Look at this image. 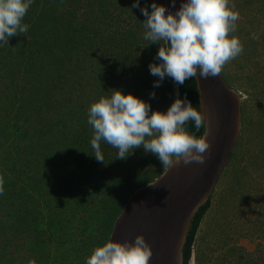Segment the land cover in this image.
Here are the masks:
<instances>
[{
  "label": "rangeland",
  "instance_id": "rangeland-1",
  "mask_svg": "<svg viewBox=\"0 0 264 264\" xmlns=\"http://www.w3.org/2000/svg\"><path fill=\"white\" fill-rule=\"evenodd\" d=\"M132 2L34 0L26 36L0 47V264H85L130 196L166 169L142 147L121 160L102 143L104 163L91 155V103L120 89L165 111L176 95L170 78L153 88L159 45L143 39ZM229 6L243 52L221 75L241 96V128L189 264H264V0Z\"/></svg>",
  "mask_w": 264,
  "mask_h": 264
},
{
  "label": "clouds",
  "instance_id": "clouds-1",
  "mask_svg": "<svg viewBox=\"0 0 264 264\" xmlns=\"http://www.w3.org/2000/svg\"><path fill=\"white\" fill-rule=\"evenodd\" d=\"M33 2L0 0V47L9 44L13 36H26L29 26L22 21ZM132 8H138L144 17L143 39L159 45L157 62L148 65L150 74L157 77L153 88L165 78L182 86L197 76H219L225 64L243 52L240 40L230 35L236 31L240 16L229 6V0H183L174 13L156 0L147 6L133 0ZM155 95L149 92L152 99ZM87 117L93 130L91 155L100 163H104L102 143L117 149L116 158L121 160L142 147L164 168L180 160L203 164L210 148L206 135L195 134L205 126L201 112L186 96H179L178 88L165 111L152 109L132 93L113 89L109 97L90 104ZM190 122L195 132L186 129ZM150 255V246L143 235L137 234L132 242L106 240L93 248L85 264H149Z\"/></svg>",
  "mask_w": 264,
  "mask_h": 264
},
{
  "label": "water",
  "instance_id": "water-1",
  "mask_svg": "<svg viewBox=\"0 0 264 264\" xmlns=\"http://www.w3.org/2000/svg\"><path fill=\"white\" fill-rule=\"evenodd\" d=\"M175 12L183 0H163ZM201 114L205 121L202 137L210 145L203 164L174 162L136 190L115 219L109 239L132 242L143 235L151 249L149 264H183L182 247L191 221L210 197L220 173L228 164L241 128V96L230 88L221 73L199 78Z\"/></svg>",
  "mask_w": 264,
  "mask_h": 264
},
{
  "label": "trees",
  "instance_id": "trees-1",
  "mask_svg": "<svg viewBox=\"0 0 264 264\" xmlns=\"http://www.w3.org/2000/svg\"><path fill=\"white\" fill-rule=\"evenodd\" d=\"M161 4L164 5L163 0H161ZM177 88H178L179 96L181 98L186 96L187 100H189L192 103V105L194 107H196L201 112L199 92H198V88H197V84H196V79L193 78V79L187 80V81H185L184 85H182V86L175 85L176 95H177ZM176 95H175V97H176ZM185 127L190 133L195 132V129L193 128L191 122L189 124H187ZM204 129H205V126L201 129L200 132H196L195 134L198 137H202V135L204 134ZM209 207H210V197L207 199V201L204 204H202L198 208V210L196 211V213H195V215L191 221L189 230H188L187 235H186V241L182 247L183 264H189V260H190L191 252H192V245L194 243V239H195L197 230L200 226V223H201L206 211L209 209Z\"/></svg>",
  "mask_w": 264,
  "mask_h": 264
}]
</instances>
